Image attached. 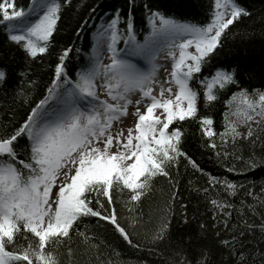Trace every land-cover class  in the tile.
Segmentation results:
<instances>
[{"label":"snow or ice","instance_id":"obj_1","mask_svg":"<svg viewBox=\"0 0 264 264\" xmlns=\"http://www.w3.org/2000/svg\"><path fill=\"white\" fill-rule=\"evenodd\" d=\"M71 2L32 0L25 9L17 8L15 0H0V25L5 26L8 41L22 48L26 57L35 59L49 51L61 9ZM249 14L238 0H214L211 20L203 25L149 10L150 30L139 40L131 14L122 31V18L117 12L101 25L87 64L76 71L75 78L65 65L71 48L63 49L46 95L10 133L0 135V264H61V249L68 264H72L74 237L80 238L88 250H94L100 264H113L111 259H100L103 241L97 243V237L89 235L85 220L98 217L110 222L132 246L129 232L118 220L113 192L127 191L126 207L140 202L151 192L155 177L162 175L172 182L169 168L178 165L180 157L193 169L204 172L181 149L183 129L170 128L174 122L199 120L203 135L210 139L208 146L217 150V157L244 160L236 154L237 145L242 147L241 142L246 141L255 147L264 137V89L241 87L235 68L216 67L207 76L202 69L221 45L225 30ZM121 41L124 48L118 47ZM105 52L110 54L109 63L103 62ZM162 71L164 76L160 75ZM6 78V70L0 68V84ZM195 82L202 88L205 106L231 88L237 89L224 101L227 110L223 132L214 130L211 116L198 115L201 91ZM30 83L35 85V81ZM18 94L28 102L23 88ZM129 116L133 117L132 126L120 127ZM217 135L219 145L214 139ZM21 140L25 142L21 144ZM229 144L232 152L226 150ZM245 163L254 169L264 159L253 152ZM207 175L210 187L197 191L203 192L212 206L213 219L231 233L230 238H222L217 229L219 244L232 264H257V255L259 264H264V250L249 251L243 239L245 230H254L257 225L242 220L243 228L238 232L239 225L230 227L232 213L228 209L236 206L228 197L237 196L244 186ZM212 190H217L215 197L210 195ZM244 195L264 204V185L259 194L248 190ZM177 196L174 191L173 202ZM245 207L256 214V205L242 200L240 216ZM128 211L133 209L128 207ZM165 212L171 213L172 209L166 208ZM221 214L223 219H219ZM136 223L131 221L133 227ZM200 227L206 226L202 223ZM258 227L264 240V217ZM169 229L170 219L166 217L152 234L151 243L164 241ZM208 262L209 253L202 249L194 260L187 252H176L170 264Z\"/></svg>","mask_w":264,"mask_h":264},{"label":"trees","instance_id":"obj_2","mask_svg":"<svg viewBox=\"0 0 264 264\" xmlns=\"http://www.w3.org/2000/svg\"><path fill=\"white\" fill-rule=\"evenodd\" d=\"M32 0H15L17 8L27 6ZM250 13L236 20L221 37V45L212 55L210 62L202 69V74L210 75L216 67L236 69L240 86L249 90L264 89V0H238ZM214 0H72L71 5L61 9L60 19L47 53L38 54L35 59L25 56L22 48L7 40L4 25H0V68L7 72V78L0 84V135L10 133L26 117L30 108L46 95V88L53 75L58 57L65 48H71L65 60L66 70L75 78V73L87 64V56L92 51L95 42L97 24L106 25L116 13L119 12L123 31L124 21L129 14L133 18L134 28L139 40L150 30L148 24L149 10L161 11L165 15L173 16L179 20H186L197 24H206L211 20ZM147 6V7H145ZM11 11V9H9ZM2 19V16H0ZM119 48L125 45L121 41ZM79 49V51H77ZM21 72L26 73L21 76ZM35 81L33 86L30 82ZM194 86L201 91V100L198 102V115H209L213 119L212 127L217 133L224 130V112L227 105L224 101L230 98L235 87L220 95V99L211 105L205 106L202 97V88L198 82ZM28 95V102L19 95L20 89ZM180 126L183 129L181 149L192 157L204 170L203 174L192 168L184 157L179 158L178 165L170 166L172 182L167 177L157 176L153 180L152 190L142 197L138 203H128V193L113 192L117 217L122 226L126 227L131 239L137 248L130 246L114 230L108 221L98 217L88 218L89 235L97 237L100 244V259H111L113 264H170L176 252H187L190 259H195L202 249L209 253L208 264H232V259L224 247L219 244L216 235L217 229L221 231L222 238H230V231L225 230L222 224L213 219L215 213L205 194L197 189L208 188V175L226 178L243 185V189L235 197H228L236 208L228 209L232 213L231 225H239L237 232L243 228L242 220L255 224L254 230L246 231L243 237L248 243V250H264V240L258 225L264 217V204L245 196V191L252 190L259 194L264 185V163H258L254 169L248 168L245 161L253 152L255 156L264 159V137L253 147L246 141L236 147V154L242 155L244 160H236L232 156L227 159L223 155L217 157L216 151L210 148L209 137L203 135L200 122L197 119L174 122L170 128ZM215 142L221 143L219 135ZM21 144L25 141L21 140ZM227 151L232 152V145H227ZM234 167L236 170L229 172L227 169ZM219 187V186H218ZM178 192L175 201L172 193ZM217 190H212L210 195L215 197ZM220 196L224 193L221 191ZM245 204H255L256 214L244 208L243 216L238 214L241 201ZM185 205L186 208L181 206ZM128 207L133 209L128 211ZM171 208V213L165 209ZM185 213L187 222H185ZM170 219L168 237L158 243H151V236L159 226L162 219ZM223 219V216L219 217ZM132 220L137 223L133 227ZM206 227L201 229L200 225ZM216 225L214 228L213 225ZM81 230L84 225H80ZM74 258L72 264H100L95 259L94 250L82 243L80 238L74 237L72 241ZM61 264H68V257L61 249ZM119 253V255H116ZM259 264V255H257Z\"/></svg>","mask_w":264,"mask_h":264},{"label":"rangeland","instance_id":"obj_3","mask_svg":"<svg viewBox=\"0 0 264 264\" xmlns=\"http://www.w3.org/2000/svg\"><path fill=\"white\" fill-rule=\"evenodd\" d=\"M9 2H11V0H9ZM100 30H102V29H101V25H100V23H99V24H97V32L100 31ZM95 41H96V38H95ZM109 55H110V54L107 53V52L104 53V57H103V62H104V63H109V60H108V58H107ZM162 56H163V53H162ZM160 62H161V63H165L164 60H161ZM170 66H171V65H170V62H168L169 70H170ZM160 75H161V76H164L163 71L160 73ZM101 95H102V93H101ZM130 111H132L131 108H130ZM132 124H133V117H132V116H129V117L124 118V119H123V124H122V125H119V126H120V127H129V126H132Z\"/></svg>","mask_w":264,"mask_h":264}]
</instances>
